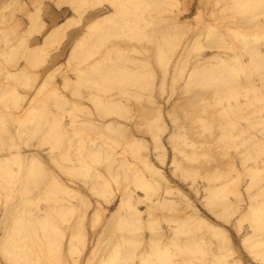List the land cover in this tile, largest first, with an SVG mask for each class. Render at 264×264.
Segmentation results:
<instances>
[{
    "label": "rangeland",
    "instance_id": "rangeland-1",
    "mask_svg": "<svg viewBox=\"0 0 264 264\" xmlns=\"http://www.w3.org/2000/svg\"><path fill=\"white\" fill-rule=\"evenodd\" d=\"M116 257L264 264V0H0V264Z\"/></svg>",
    "mask_w": 264,
    "mask_h": 264
},
{
    "label": "bare ground",
    "instance_id": "bare-ground-1",
    "mask_svg": "<svg viewBox=\"0 0 264 264\" xmlns=\"http://www.w3.org/2000/svg\"><path fill=\"white\" fill-rule=\"evenodd\" d=\"M118 15V13L117 12H112L111 14H105L104 15V18H105V20L106 21H111V19L112 18H114V17H116ZM71 19L68 17V20L66 21V22H63V23H61L60 25H57V29H56V31L53 33V37H54V39H57L58 38V41H61L62 40V38H64V36H65V31H66V29L67 28H70L72 25L71 24H69V25H67V23L70 21ZM56 41V40H55ZM191 83V82H190ZM35 164V161L34 160H32V162L30 163V165H29V167L30 166H32V165H34ZM118 214V209L117 210H115L114 212H113V214H112V216L113 215H117ZM115 255L117 256H120L119 255V253H115ZM122 258V257H121ZM120 257H116V258H114V259H108V260H106V261H104V262H102V264H115L116 263V261L118 260H121L122 261V259H121Z\"/></svg>",
    "mask_w": 264,
    "mask_h": 264
}]
</instances>
